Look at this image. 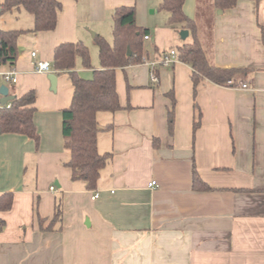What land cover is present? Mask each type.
Listing matches in <instances>:
<instances>
[{
  "label": "crops",
  "instance_id": "1",
  "mask_svg": "<svg viewBox=\"0 0 264 264\" xmlns=\"http://www.w3.org/2000/svg\"><path fill=\"white\" fill-rule=\"evenodd\" d=\"M59 1L50 30L32 31L34 17L24 8L0 15V29L27 30L16 63H0V87L8 86L10 95L35 91L39 133L38 144L24 134L0 133V196L13 194L11 208L0 209V264H264V0H238L222 13L214 4L208 33L199 19L202 0L185 3L209 61L251 70L236 87L203 79L195 97L192 67L182 61L158 66L153 82L148 61L164 51L159 44L193 40L172 29L161 34L166 41L157 31L147 61L116 69L122 108L97 114L99 152L113 157L95 189L73 180L67 165L63 111L74 87L67 72L53 67L54 52L62 42L82 41L93 64L85 68L77 59L76 70L91 78L101 67L95 36L112 43L106 24L114 9L137 0ZM146 34L145 40L153 38L149 29ZM37 59L51 71L38 72ZM11 69L16 83L2 75ZM193 161L211 190L193 188Z\"/></svg>",
  "mask_w": 264,
  "mask_h": 264
},
{
  "label": "trees",
  "instance_id": "2",
  "mask_svg": "<svg viewBox=\"0 0 264 264\" xmlns=\"http://www.w3.org/2000/svg\"><path fill=\"white\" fill-rule=\"evenodd\" d=\"M238 0H214L218 9L226 10L236 6ZM186 0H162L160 9L169 12L168 24L176 31L188 29L192 41L177 46L179 61L188 63L193 70L194 96L201 80L209 79L217 85L236 87L251 72L246 68H223L212 64L198 35V25L185 11ZM59 0H3L0 15L16 8H24L34 17L32 31L50 30L57 25ZM135 5H120L113 11V42L97 34L95 41L99 51L101 67L93 70L91 78H85L76 70L77 59L85 68H92L89 47L82 41L62 42L54 52L53 67L69 74L74 87L71 103L63 111V134L65 147L71 153L67 165L72 170L73 180H82L87 188L95 189L101 170L112 160L113 153H100L98 134L101 130L97 114L101 111L115 112L122 108L116 84V69L132 64L144 63L149 59L144 41L146 29L137 23ZM27 30L0 29V63L14 65L19 57L18 40ZM264 38V29H263ZM157 52L159 50L157 49ZM161 53H159L160 55ZM159 57V56H158ZM172 107L168 111V129L174 133L176 98L168 94ZM36 93L30 90L15 95L5 105L0 106V133L24 134L39 143V133L34 121ZM10 104V106H8ZM201 115V113L199 114ZM200 121L194 123V136ZM112 127V125H108ZM155 138V146L160 145ZM193 188L208 191L209 186L199 175L193 161ZM244 191H249L245 189ZM13 204V194L0 196V209H9ZM60 216L58 211L56 217Z\"/></svg>",
  "mask_w": 264,
  "mask_h": 264
},
{
  "label": "rangeland",
  "instance_id": "3",
  "mask_svg": "<svg viewBox=\"0 0 264 264\" xmlns=\"http://www.w3.org/2000/svg\"><path fill=\"white\" fill-rule=\"evenodd\" d=\"M161 2H162V0H137V3H136L137 23L140 26H142L143 28H145L146 30L149 29V31L151 32L152 37H153L150 40L144 41L145 51H146V53H150L151 56L153 55V53L156 50V48H155V34H157V31H158L160 37L163 39L162 41H166V39L163 38V36H165V34H166L165 37H167L166 31L171 30V29L175 30L174 28H172L168 24L169 12H167L166 10L160 9L159 6H160ZM214 4L215 3H213V0H202L199 4V5H202L201 9L199 10V13L201 12V14H199V19L201 21V24L204 26L203 29H205L206 33H208V29H209V16H208V14L210 12V9L213 10ZM109 27H110V33H111V35H113V22L111 23V26H109L108 23L106 24L107 30H109ZM155 29H156V31H155ZM180 31H179V35H180ZM91 32H92L91 34L93 35V32H96V31L91 30ZM161 34L163 36H161ZM111 35H110V37H112ZM159 45H160L159 47L163 48L164 51L158 52L155 59H157L158 56L160 57V55L162 53L170 51L174 48L175 49L177 48V46H174V45H167L166 42H163V44H159ZM159 53H161V54L159 55ZM98 57H99V53H98ZM155 59H151V61L155 60ZM98 60L100 63L99 58H98Z\"/></svg>",
  "mask_w": 264,
  "mask_h": 264
},
{
  "label": "built area",
  "instance_id": "4",
  "mask_svg": "<svg viewBox=\"0 0 264 264\" xmlns=\"http://www.w3.org/2000/svg\"><path fill=\"white\" fill-rule=\"evenodd\" d=\"M150 36L148 34H145V39H149ZM32 56L37 57V52L32 51ZM179 61L178 58V52L177 49H172L170 51L164 52L160 55V57H157V59L148 61V64L151 66V79L153 82H158L159 81V76L157 74V67L162 66V65H172L175 62ZM50 63L48 61H43V60H36V70L38 72H50ZM3 77L5 80L16 83L18 81V75L14 69H11L9 71L3 72L2 73ZM242 88H247L248 85L246 83H242L240 85ZM10 106V104H8ZM157 184L156 180H152L149 183V186H155ZM52 189L54 187H51ZM99 196L98 193H96L93 198H97Z\"/></svg>",
  "mask_w": 264,
  "mask_h": 264
},
{
  "label": "water",
  "instance_id": "5",
  "mask_svg": "<svg viewBox=\"0 0 264 264\" xmlns=\"http://www.w3.org/2000/svg\"><path fill=\"white\" fill-rule=\"evenodd\" d=\"M220 13H222V10H219ZM190 35V31L188 29H182L180 31V36L182 39L186 40ZM48 78L51 81V89L56 90L57 88V75L55 73H49ZM0 94L2 97L0 98V102L2 105H5L9 100L15 97V95L9 94V88L6 85H2L0 87Z\"/></svg>",
  "mask_w": 264,
  "mask_h": 264
}]
</instances>
